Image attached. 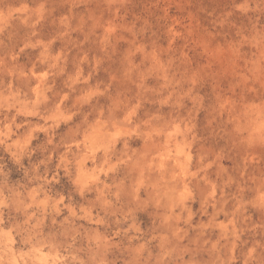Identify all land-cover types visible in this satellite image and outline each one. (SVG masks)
Returning a JSON list of instances; mask_svg holds the SVG:
<instances>
[{"label":"clouds","instance_id":"1","mask_svg":"<svg viewBox=\"0 0 264 264\" xmlns=\"http://www.w3.org/2000/svg\"><path fill=\"white\" fill-rule=\"evenodd\" d=\"M0 264H264V0H0Z\"/></svg>","mask_w":264,"mask_h":264}]
</instances>
